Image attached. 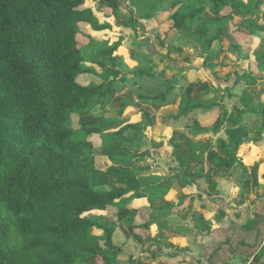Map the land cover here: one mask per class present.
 <instances>
[{
  "label": "trees",
  "instance_id": "obj_1",
  "mask_svg": "<svg viewBox=\"0 0 264 264\" xmlns=\"http://www.w3.org/2000/svg\"><path fill=\"white\" fill-rule=\"evenodd\" d=\"M180 1L129 0V5L142 30L149 25L160 38L170 31L181 32L204 46V39L195 30L174 25L176 19L194 17L199 12L198 8L181 9L177 3ZM189 1L206 5L215 15L245 18L244 26L254 34L264 31V26L256 23L264 0ZM83 4L84 0H0V264H113L115 256L111 252L103 250L100 254L94 248L99 240L113 246L116 227L101 224L96 217L108 214L118 222L132 219L137 206L125 200L145 196L141 188L149 181L138 179L132 170L142 154H109L110 165L105 171L90 170L82 163L90 150L86 137L92 134L101 137L103 149L121 141L131 146L140 144L141 153H148L152 144H144L143 133L155 119L154 114L141 110L137 102L130 100L126 105L138 109L137 120L107 115L98 125L73 127V115L82 114L94 100L108 98L117 85L109 81L113 74L110 68L104 69L103 80L98 84L83 85L77 80L80 75L96 73L86 60L85 50L96 43L94 32L113 29L120 9L119 0H95L94 5L87 7ZM221 21L227 23L228 19ZM200 26L201 22L196 30ZM218 33L216 29L206 38ZM81 36L86 39L84 44L79 41ZM100 46L92 60L123 68V54L120 56L119 52L125 49L120 40L111 45L102 42ZM136 46L151 51L152 43L144 38L136 40ZM126 51L131 59H140L132 49ZM254 57L264 60V54L259 52ZM131 74L137 77V85L145 87L137 94L139 102L158 107L174 104L177 95L171 84L159 81L142 68ZM252 76L251 72L237 71L235 82L243 80L255 85L256 78ZM260 114L264 126V108ZM190 115L194 116L196 136L216 135L225 129V137L216 141L225 156L219 160L216 150L211 149L208 160L219 171L228 172L239 161L238 150L248 140L247 131L236 124L239 116L232 117L226 127L231 115L222 104H189L182 97L179 110L166 117V124ZM259 135L251 139L255 141ZM184 143L186 152L179 157L173 152L172 157L182 171L197 176L192 163L208 142L190 137ZM156 146L155 143L153 147ZM172 146L178 147L175 142ZM111 173L120 175V185L109 180ZM97 178L110 183L109 189L97 190ZM161 178L153 179L155 191L148 194V200L165 196L177 179ZM207 180L215 188L217 179L208 175ZM182 202L155 212L148 232L138 233L140 241L161 245L160 240L179 242V237L189 232L209 233V222L197 211L193 213L191 228L166 224L167 216L179 214ZM166 230L175 235L164 237ZM176 247L183 249L179 244Z\"/></svg>",
  "mask_w": 264,
  "mask_h": 264
},
{
  "label": "rangeland",
  "instance_id": "obj_2",
  "mask_svg": "<svg viewBox=\"0 0 264 264\" xmlns=\"http://www.w3.org/2000/svg\"><path fill=\"white\" fill-rule=\"evenodd\" d=\"M95 0H84L83 7L94 5ZM181 9L190 10L198 8L199 12L194 17L185 16L181 19H176L174 25L176 27L184 26L195 32L204 39L205 45L193 40L191 37L184 35L181 32L170 31L169 35L166 33L165 37L160 38L158 34L151 31L149 25L147 29L142 30L137 24L138 17L135 11L130 7L129 0H119L120 9L115 14V24L112 30H105L102 32H94L93 37L96 40L92 46L86 48L85 57L88 63L92 64L95 74H85L77 77V80L83 85L98 84L103 80V72L105 68L113 70V74L109 76V81H115L116 87L112 94L102 100H94L90 104L89 109L80 115H73V127L79 129L82 126L98 125L102 118L107 115H114L118 118H127L129 120H137L139 111L133 105H126L128 101H133L140 108V102L137 100V94L143 86L137 85L134 81L137 80L132 76L131 71L140 68L147 70L152 76L159 81L171 84L177 95L172 106L166 105L162 107L151 106L149 112L154 114V124L145 129L143 133L144 144H152L148 153H141L140 147L142 145L131 146L117 141L109 149L101 147L102 140L97 134L88 135L86 141L90 145L88 154L82 158L83 165L90 170L105 171L110 165L108 160L109 154L130 152L132 154H142L143 157L137 159L132 168L137 178H142L149 183L142 187L144 192L143 197H128L125 201L137 206V212L132 219H124L117 221L108 214H103L96 217V220L101 224L114 225L116 230L113 234V246L105 241H98L94 251L102 254L103 250L111 252L115 257L113 264H149L150 260L154 261L157 256H167L169 253L164 246L175 250L178 245L175 242H168L167 240H160L161 245H145L140 241L139 234L144 235L148 232V228L152 222V215L157 211H163L171 206H175L183 200L180 205V211L187 212V220L180 218L178 215H169L165 218L166 224L169 225H183L191 227L193 225V213L198 212V208H202L203 216L209 222L210 227L216 224L219 230L217 237L226 234L216 242L215 247H221V244H230L231 234L228 235L223 229L229 230V223L221 226L222 220L236 221V218L241 217V211L237 209L240 203L247 200L248 190L246 186L249 182L258 184L260 181L264 182V126L263 117L260 114L264 108V60H257L254 53L259 52L264 54V31H257L255 34L244 26V19L241 16L229 15L223 17L215 15L210 12L206 5H193L189 0H181L177 2ZM175 3L170 6H174ZM170 9V8H169ZM227 18L228 22L224 23L221 20ZM201 22V26L196 30L197 25ZM256 23L264 26V6L261 5L260 12L257 14ZM219 29V33L206 38L212 31ZM83 31L84 28L82 29ZM231 36V38L228 37ZM149 38L152 43L151 51L147 48H138L136 40ZM120 40L125 50H120L119 54L122 58L123 68L115 67L112 64H105L101 61L92 60L93 56L100 49V44L106 42L108 45ZM168 40V41H167ZM81 44L86 42L85 37L81 36L79 39ZM132 49L135 56L140 59L130 58L127 49ZM176 48H179L176 51ZM151 63V65H148ZM248 71L251 72L252 79L256 78V84L250 85L243 80L235 82L236 72ZM182 97L187 99L189 104L203 103L210 104L218 102L222 104L231 115L230 119L226 121V127L230 125L232 117H237L236 124L241 126L248 133V140L238 150L239 161L235 163L227 172L231 176L230 183L234 191L229 196L228 201H222L220 208L222 212H217L216 209H211L204 204V198H209L207 195H214L215 191L207 193L205 189L212 188L208 182L207 176L211 175L209 172L214 169L215 163L208 160V154L211 149L216 150V158L222 159L225 155L223 151L216 147V141L220 137H225V129H222L219 134H201L196 136L194 134L195 127L193 125L194 116L182 117L180 120H172L170 124H166V117L169 114H175L179 110V102ZM126 105V106H125ZM143 107V106H142ZM141 107V108H142ZM140 108V109H141ZM233 119V118H232ZM167 127V130L165 129ZM171 128V131H169ZM260 134L257 140L251 139L254 135ZM193 138L205 140L207 146L202 149L200 156V165L194 170L198 172L197 176L188 174L182 171L178 161L175 160L173 152L179 157L186 152V138ZM172 142L178 146L174 148ZM156 147H153L154 144ZM185 145V146H184ZM154 160V161H152ZM163 167L162 178L176 176L173 180L176 190H169L165 196L157 199L148 200V194L152 193L153 179L150 181L148 176H144L150 168V164ZM169 168V169H168ZM146 170V171H145ZM190 170L187 169V172ZM207 172V173H206ZM166 174V175H164ZM194 174V173H193ZM143 175V176H139ZM121 179L118 173H111L109 180L113 184L120 185ZM156 179V178H155ZM195 179L200 181L197 186L199 188L198 198L201 202L197 204L189 203L186 198L185 191H179V185L182 187L185 182L193 183ZM161 181V180H157ZM153 185H152V184ZM157 184V183H155ZM110 183L97 178L96 189H109ZM174 188V189H175ZM172 192L171 197L169 196ZM217 195V194H215ZM206 196V197H205ZM160 199V200H159ZM119 202V200H117ZM235 203L236 206L229 205ZM236 210V211H235ZM179 211V213H180ZM249 211L250 207H249ZM255 213L251 211V213ZM250 213V212H249ZM249 213L243 215V224L248 226L252 224V217ZM137 232V233H136ZM132 233H134L132 235ZM165 233V231H164ZM233 234V233H232ZM185 248L188 247L187 257L193 264H200L202 259L200 257L199 249L201 247L200 239L187 235L184 239ZM240 243V242H239ZM195 248L196 251H193ZM216 252V249H214ZM231 253V249L229 251ZM202 256V255H201ZM211 256V255H209ZM231 257L224 258L223 264H228ZM210 261V260H208Z\"/></svg>",
  "mask_w": 264,
  "mask_h": 264
},
{
  "label": "crops",
  "instance_id": "obj_3",
  "mask_svg": "<svg viewBox=\"0 0 264 264\" xmlns=\"http://www.w3.org/2000/svg\"><path fill=\"white\" fill-rule=\"evenodd\" d=\"M141 105V110L148 111L149 112V107L151 106H157V105H148L146 103L140 102ZM172 106V105H170ZM171 131V128L170 130ZM154 161V160H152ZM200 159H195L192 163V166L194 164V170L199 166ZM157 163L155 162L154 165L150 164V168L147 169L148 172L144 174V176H148V178L155 179L156 177H162L163 174H161L159 171H163V166L162 168L159 166H156ZM118 167H121L119 165ZM169 169V168H168ZM146 171V170H145ZM207 173V172H206ZM213 177L217 179V183L215 188L210 189L207 188L205 191L207 193L211 191H215L216 193H213L214 195H207L209 198H204V204L208 205L211 209H216L218 210L217 212H222L223 208H220V204L222 201H228L229 196L232 195V191H234L232 184L229 182L231 179V176L227 172H222L219 171L216 167H214L213 170L209 172ZM166 175V174H164ZM143 176V175H139ZM200 181L198 179L193 182V183H188L184 185L183 187H180L178 190L179 191H185L186 193V198L189 203H194V205L197 207V204L201 202V199L198 198L199 195V188L197 184ZM177 185V184H175ZM175 185L172 187L171 190H176ZM126 187V185H125ZM175 188V189H174ZM246 189L248 190V196L247 200L243 201L240 203L239 206H236L235 203H232L234 206L237 207L236 210L242 209V214L241 217L236 218V221L234 222H229V221H224L222 220L221 226H223L226 223H229V230L224 228L223 230L229 234H231V239H230V244L223 243L221 244V247H215L216 242L220 241L222 237L225 235L222 234L221 237H217V231L219 230L217 222L214 225L212 224L211 230L209 233H204L202 235H193L191 232L186 233L184 235H181L179 237V242L178 243L180 248H184L185 246V241L184 239L186 236L189 234L191 237L198 238L200 239L201 242V247L199 249L200 252V257H196V259H201L202 257H205L202 259L200 264H223L224 258L231 257V260L229 261L228 264H264V182H259L258 184L255 182H249L246 186ZM217 194V195H215ZM171 194L164 198L171 197ZM206 197V196H205ZM160 200V199H159ZM197 202V204H196ZM229 205H232L231 203L228 202ZM249 207L251 211H256L255 213H251L249 211ZM197 210L199 213L203 215V209L198 208ZM235 210V211H236ZM250 212V213H249ZM246 213H249V217H252L254 220V225L249 226V227H244L247 224H243V215H246ZM178 215V214H174ZM179 217L187 220V212L184 211L179 213ZM206 217V216H204ZM226 222V223H223ZM183 226H187L186 223L183 224ZM248 226V225H247ZM189 227V226H187ZM192 227V226H191ZM189 227V228H191ZM233 233V234H232ZM164 237H173L175 234L170 231H165L163 232ZM220 235V234H217ZM240 242V243H239ZM165 250H167L169 253L167 256H157V258L152 261L150 260L149 264H193L189 257H187V252L188 247L185 249H177L171 250L169 247L164 246ZM193 249V248H192ZM214 249H216V252H214ZM231 249V253L229 252ZM193 251H196L195 248ZM202 255V256H201ZM211 255V256H209ZM210 260V261H208Z\"/></svg>",
  "mask_w": 264,
  "mask_h": 264
}]
</instances>
